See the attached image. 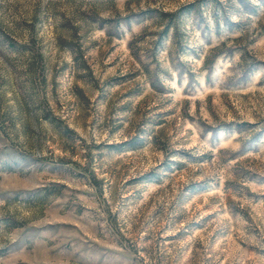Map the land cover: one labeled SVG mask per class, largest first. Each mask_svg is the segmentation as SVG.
<instances>
[{
  "label": "rangeland",
  "instance_id": "obj_1",
  "mask_svg": "<svg viewBox=\"0 0 264 264\" xmlns=\"http://www.w3.org/2000/svg\"><path fill=\"white\" fill-rule=\"evenodd\" d=\"M0 264H264V0H0Z\"/></svg>",
  "mask_w": 264,
  "mask_h": 264
}]
</instances>
